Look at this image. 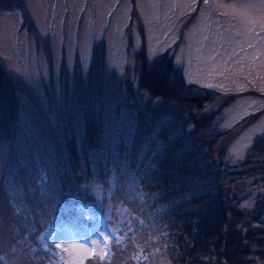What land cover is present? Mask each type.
Instances as JSON below:
<instances>
[{"label":"rangeland","instance_id":"374dc122","mask_svg":"<svg viewBox=\"0 0 264 264\" xmlns=\"http://www.w3.org/2000/svg\"><path fill=\"white\" fill-rule=\"evenodd\" d=\"M3 4L0 67L22 82L39 117L46 120L41 128L67 123L70 105L81 110L90 106L92 112L87 102L94 88L107 89L131 110L126 96L131 97V92L145 106L158 107L157 100L138 93V76L142 66L159 68L166 61L180 73L184 86L205 100L184 114L185 130L201 144L210 172H216L219 164L227 169L222 182L225 194L238 200L229 205L241 214L239 226L255 228L249 225L254 213H249L259 192L253 190L250 177L237 179L234 173L249 161L255 166L254 161L264 160V149H256L257 154L261 150L258 158L249 160L256 155L255 141L264 139V0H6ZM179 104L163 107L169 115L177 113L173 108L179 110ZM197 122L201 123L196 126ZM162 182L171 186L164 176ZM93 184L74 188L78 200L74 205L85 204L89 210L73 212L71 206L47 210L52 202L42 199L41 190L32 194L24 188L21 200L13 201V185H20L7 182L6 192L0 189V264L81 260L83 264H171L156 255L154 247L165 235L160 231L162 218L152 213L148 199L155 192H144L145 196L131 178L109 189ZM199 184L191 181L189 187ZM258 203L259 220L264 222V201ZM185 211L180 214L183 225L188 221ZM90 212L95 218L89 217ZM64 223L74 229L68 232L76 233H61L57 242L62 247L76 245L66 253L48 243L50 226ZM228 225L223 230L240 229ZM259 225L263 231L264 224ZM109 230L113 235L108 236Z\"/></svg>","mask_w":264,"mask_h":264},{"label":"trees","instance_id":"16d2710c","mask_svg":"<svg viewBox=\"0 0 264 264\" xmlns=\"http://www.w3.org/2000/svg\"><path fill=\"white\" fill-rule=\"evenodd\" d=\"M5 1L0 0V6ZM142 68L138 93L157 100L158 107L145 106L140 96L131 92V97L126 95L131 110L106 88H94L87 102L93 106L92 112L90 106L81 110L70 105L67 123L54 122L41 128L46 120L39 117L22 82L0 67V160L4 162L0 166V178H4L0 189L5 193L7 182L20 185H13V201L21 200L24 188L32 194L41 190L42 199L52 202L47 210L58 206L69 210L71 206L75 212L77 206L87 205H74L78 202L73 197L74 188L95 183L92 186L109 189L115 182L131 178L140 184L143 194L155 192L148 199L152 213L162 218L160 231L165 232L160 245L154 246L156 255L171 264H264V230L259 229L264 222L259 220L258 205L259 200L264 201V160L254 161L255 166L249 161L241 169L235 166L237 179L250 177L253 190L259 192L255 200L258 204L252 205L249 213H254L249 225L255 228H245L243 223L240 227L241 214L229 205L236 199L225 194L222 182L227 169L219 164L216 172H210L201 144L191 140L185 130L184 114L192 112V107L198 109L205 100L196 90L184 86L180 73L166 61L159 68ZM177 102L179 110L173 108L177 113L167 115L163 106ZM252 148L254 153L264 149V139L255 141ZM258 154L249 160L258 158ZM162 176L171 181V186H163ZM191 181L200 184L191 188ZM182 209L187 210L184 225ZM44 214L43 210L42 218ZM231 223L239 226V231L223 230Z\"/></svg>","mask_w":264,"mask_h":264},{"label":"snow or ice","instance_id":"6c2138e0","mask_svg":"<svg viewBox=\"0 0 264 264\" xmlns=\"http://www.w3.org/2000/svg\"><path fill=\"white\" fill-rule=\"evenodd\" d=\"M43 179H46V178H42V181H43ZM81 210L83 211L84 208H81ZM93 218H95V217H93ZM49 232H50V235L48 236V243L49 244H54L56 248H60L62 253H66L70 249H75L76 248L75 244L69 245L68 247H62V244L57 242L59 239H61V233L62 232L64 233L65 236H75L76 233L68 232L66 229L61 228L60 226H56V225H51L50 229H49ZM111 235H113V233L111 232V230H109L108 236H111ZM108 236H105V241L108 240ZM91 243L93 245H95L96 242L95 241H91ZM106 248H107V243H105V249ZM84 251H87V249L85 248ZM94 251H95V249H94ZM56 255L60 256L61 260H64V256L61 255V253H56ZM104 258H105L104 256H100V259L103 260ZM65 264H67V262H65ZM75 264H83V262L81 260V261L75 262Z\"/></svg>","mask_w":264,"mask_h":264}]
</instances>
